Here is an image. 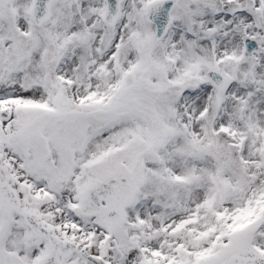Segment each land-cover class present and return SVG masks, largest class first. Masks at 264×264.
<instances>
[{
    "label": "snow or ice",
    "instance_id": "1",
    "mask_svg": "<svg viewBox=\"0 0 264 264\" xmlns=\"http://www.w3.org/2000/svg\"><path fill=\"white\" fill-rule=\"evenodd\" d=\"M0 264H264V0H0Z\"/></svg>",
    "mask_w": 264,
    "mask_h": 264
}]
</instances>
